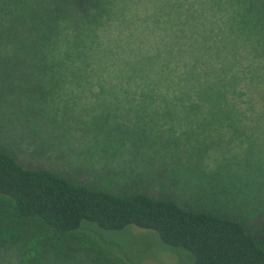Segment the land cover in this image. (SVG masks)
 <instances>
[{
	"label": "rangeland",
	"instance_id": "obj_1",
	"mask_svg": "<svg viewBox=\"0 0 264 264\" xmlns=\"http://www.w3.org/2000/svg\"><path fill=\"white\" fill-rule=\"evenodd\" d=\"M120 4V17L93 40L98 73L68 72L78 69L73 56L64 74L0 75L11 87L0 90V149L28 169L217 209L240 218L264 244V80L252 86L242 78L237 107L220 105L217 88L227 59L236 55L234 70L245 77L262 76L264 59L219 32L226 12L218 0ZM170 64L179 67L171 73ZM180 75L181 96L167 88ZM159 80L161 90L145 87ZM82 225L129 264H192L155 232ZM72 239L49 247L39 227L17 221L8 205L0 209V264H95Z\"/></svg>",
	"mask_w": 264,
	"mask_h": 264
},
{
	"label": "trees",
	"instance_id": "obj_2",
	"mask_svg": "<svg viewBox=\"0 0 264 264\" xmlns=\"http://www.w3.org/2000/svg\"><path fill=\"white\" fill-rule=\"evenodd\" d=\"M218 2V9L226 12V30L219 32H229L243 40L256 58L264 59V0ZM120 3L121 0H0V75L14 79L19 75L64 74L63 65L73 56L80 61L78 69L68 72L98 73L92 60L97 51L93 40L100 29L120 17L124 9ZM238 61L234 55L220 66L224 71L220 74L225 76L219 74L222 80L217 88L223 95L220 105L224 107L241 103L236 98L242 95L237 92L242 78L252 86L256 78L264 80V74L245 77L236 72ZM177 67L170 64L167 68L172 73ZM201 72L205 76L204 70ZM3 79L6 77L0 79L5 83L0 84V90L11 91L9 82ZM148 83L147 90H161L160 80ZM167 88L181 96V75ZM243 103L248 105L247 100ZM6 205L17 221L39 227L47 246L69 245L75 238L95 264L129 263L83 231V222L105 231L135 226L155 232L167 246L188 252L192 264H264V244L240 218L217 209L180 205L167 196L112 191L44 167L28 169L0 149V209Z\"/></svg>",
	"mask_w": 264,
	"mask_h": 264
}]
</instances>
